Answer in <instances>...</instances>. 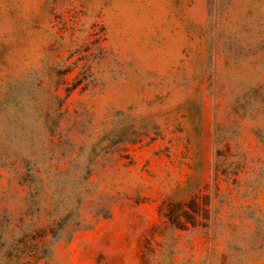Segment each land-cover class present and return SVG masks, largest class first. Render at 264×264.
<instances>
[{
    "label": "rangeland",
    "instance_id": "obj_1",
    "mask_svg": "<svg viewBox=\"0 0 264 264\" xmlns=\"http://www.w3.org/2000/svg\"><path fill=\"white\" fill-rule=\"evenodd\" d=\"M39 229L38 264H264V0H0L1 243Z\"/></svg>",
    "mask_w": 264,
    "mask_h": 264
},
{
    "label": "trees",
    "instance_id": "obj_2",
    "mask_svg": "<svg viewBox=\"0 0 264 264\" xmlns=\"http://www.w3.org/2000/svg\"><path fill=\"white\" fill-rule=\"evenodd\" d=\"M44 232V229H39L34 233V238L32 237L31 239L27 235H23L9 246L1 243L0 239V264H38L39 261L45 259L44 255H36L33 250L36 248L31 246L35 241V237ZM2 251L5 252L3 253Z\"/></svg>",
    "mask_w": 264,
    "mask_h": 264
}]
</instances>
